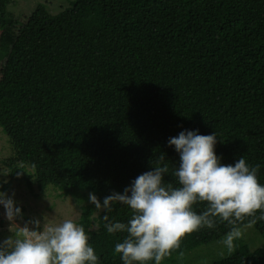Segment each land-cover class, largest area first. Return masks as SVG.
Segmentation results:
<instances>
[{
	"label": "trees",
	"instance_id": "trees-1",
	"mask_svg": "<svg viewBox=\"0 0 264 264\" xmlns=\"http://www.w3.org/2000/svg\"><path fill=\"white\" fill-rule=\"evenodd\" d=\"M8 4L0 0V128L11 150L3 189L24 181L32 193L51 186L103 200L161 154L175 167L167 140L183 129L215 132L221 162L259 164L264 184V0H71L54 15L44 3L30 14ZM165 182L178 186L171 171ZM95 209L84 206L77 222L99 264H122L113 249L127 233H108ZM107 215L127 222L130 209L116 203ZM253 219L236 226L252 225L264 243V220ZM230 227L217 220L185 233L160 264ZM209 264H264V252L238 241Z\"/></svg>",
	"mask_w": 264,
	"mask_h": 264
},
{
	"label": "clouds",
	"instance_id": "clouds-1",
	"mask_svg": "<svg viewBox=\"0 0 264 264\" xmlns=\"http://www.w3.org/2000/svg\"><path fill=\"white\" fill-rule=\"evenodd\" d=\"M216 143L215 132L201 134L198 129H183L167 140L179 156L171 170L161 154L123 192L113 191L102 202L95 193L88 194L89 203L105 212L107 232L127 233L113 249L122 264H160L179 247L185 233L213 228L217 220L231 226L222 240L231 253L234 242L242 236L237 223L245 217H253V223L255 219L264 220V184L257 178L260 165H250L243 156L224 164L215 151ZM170 171L178 186L165 182ZM197 202H207L200 213L192 207ZM116 203L129 207L127 222L109 220L107 213ZM0 206L8 221L22 214L13 197L3 191ZM31 223L40 225L38 219ZM0 264H99V258L84 227L74 219H65L58 224H43L42 230L30 229L27 224L18 228L0 241Z\"/></svg>",
	"mask_w": 264,
	"mask_h": 264
},
{
	"label": "rangeland",
	"instance_id": "rangeland-1",
	"mask_svg": "<svg viewBox=\"0 0 264 264\" xmlns=\"http://www.w3.org/2000/svg\"><path fill=\"white\" fill-rule=\"evenodd\" d=\"M38 3H44L47 11L54 15L70 6L71 0H9L7 11L18 14H30ZM11 153L7 137L0 128V191L12 196L15 204L22 210V214L15 217L13 221H8L4 217V209L0 206V241L12 236L18 228L27 226L32 229L42 230L43 224H58L65 219L78 220L81 210L89 205L87 191H77L71 196H62L59 190L48 186L44 192H39L34 188L30 192L24 181H13L12 187L3 189L2 185L8 182V168L1 163L3 158H7ZM27 170H29L27 168ZM37 194V195H35ZM99 198V197H98ZM101 199L102 202V198ZM102 209H95L92 217L95 218ZM33 219H38L40 225L31 223ZM242 236L234 243L241 241L248 245L250 249H261L264 252V243L258 231L250 224L240 228ZM224 238V237H223ZM222 239L204 244L183 257H177L174 263L162 264H209L214 260L225 257L228 252L222 244Z\"/></svg>",
	"mask_w": 264,
	"mask_h": 264
}]
</instances>
